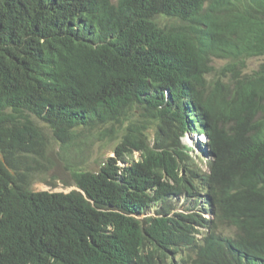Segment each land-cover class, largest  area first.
I'll return each instance as SVG.
<instances>
[{"label":"trees","instance_id":"trees-1","mask_svg":"<svg viewBox=\"0 0 264 264\" xmlns=\"http://www.w3.org/2000/svg\"><path fill=\"white\" fill-rule=\"evenodd\" d=\"M56 159L85 197L30 189ZM182 194L213 219L129 216ZM173 262L264 264V0H0V264Z\"/></svg>","mask_w":264,"mask_h":264},{"label":"clouds","instance_id":"clouds-1","mask_svg":"<svg viewBox=\"0 0 264 264\" xmlns=\"http://www.w3.org/2000/svg\"><path fill=\"white\" fill-rule=\"evenodd\" d=\"M195 135L196 138L194 139V141H196V145H189L188 143L184 142L183 140L185 139L186 136L188 135ZM198 135V136H197ZM181 141L183 144L187 145L189 148V162H188V168H191L188 174L191 173H197L198 175H202L204 177V175H209L210 173V168L212 166V162H213V157L211 155L210 152V148H209V137H208V133H204L202 131H200V129H195L194 131L188 132L187 134L184 135V137L181 138ZM195 149H197L199 151V154H195V156L197 158H193L194 153H195ZM137 153L139 155L137 160H133V158H128L127 161H119L118 162V166L125 168V167H129L132 166L135 163H138L140 161V153L138 152H133ZM132 154V155H133ZM131 155V156H132ZM129 156V157H131ZM114 157V156H112ZM195 160H200L203 161L206 164L207 169L205 171H202V169L200 168H193V166L191 165ZM119 163L125 164V166H121L119 165ZM100 166V165H99ZM184 173L183 170L179 171V175H182ZM71 191H77L82 193V191H80L78 188L75 187V189L70 190L68 192H50V191H38V192H49V193H64L67 194ZM35 192V191H34ZM83 194V193H82ZM84 195V194H83ZM85 197V195H84ZM198 197L195 198H187L185 194L179 195L177 197H170V205L172 207V211L169 212L168 214L165 213L163 210L161 212H157V210L161 209V206H163L162 204H154L151 203L149 205V207L142 211L139 214H133V215H129L130 217H133L134 219L138 220V221H146L147 219H158V220H170V219H175L178 215L181 214H190V213H196L199 214L200 216L212 220L213 219V215L208 211V209H203V202L204 199H201L200 201H197ZM173 202H175L174 206H172ZM202 205V206H201ZM190 210V211H189ZM200 233L197 237L201 238L203 233L207 232V229H200L198 228ZM175 263V262H173ZM175 264H180L179 262H176Z\"/></svg>","mask_w":264,"mask_h":264},{"label":"rangeland","instance_id":"rangeland-1","mask_svg":"<svg viewBox=\"0 0 264 264\" xmlns=\"http://www.w3.org/2000/svg\"><path fill=\"white\" fill-rule=\"evenodd\" d=\"M113 2L115 0H112ZM261 59L253 58L246 62V69L245 72L249 73L255 70ZM223 62L218 61L216 62V66H221ZM196 135V134H195ZM195 135H188L183 140L184 142L188 143L189 145H196V138ZM198 136V135H197ZM113 143H96L92 147V150L85 154V168L87 170L97 171L99 168L100 161L114 156L113 153ZM195 154H199V151L195 149V153L193 158H197ZM73 155V154H72ZM71 155V156H72ZM139 155L134 153L131 157H126L125 161L128 158H133V160H137ZM121 166H125V164L119 163ZM193 168H200L202 171L207 169L206 164L203 161L195 160L192 164ZM30 189L32 191H50V192H68L70 190L75 189V186L72 184V180L70 174L63 169L59 160L56 159V165L50 168L48 171L42 174H34L30 181Z\"/></svg>","mask_w":264,"mask_h":264}]
</instances>
